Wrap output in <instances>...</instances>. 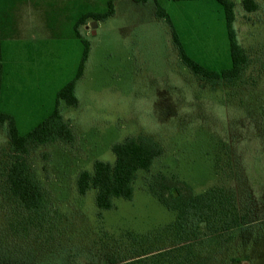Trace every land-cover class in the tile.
Returning a JSON list of instances; mask_svg holds the SVG:
<instances>
[{"label": "rangeland", "instance_id": "obj_1", "mask_svg": "<svg viewBox=\"0 0 264 264\" xmlns=\"http://www.w3.org/2000/svg\"><path fill=\"white\" fill-rule=\"evenodd\" d=\"M230 1L249 63L239 81L213 86L184 67L169 25L154 13L157 3L186 55L219 72L230 67V53L214 0H112L113 16L94 29L88 19L77 33L78 19L105 12L109 0H0V111L13 117L21 135L52 113L57 92L76 75L81 41L89 44L75 82L77 105L58 107L73 142L38 147L29 156L62 245L103 254L97 238L104 233L153 235L169 223L171 214L146 190L157 173L184 180L195 193L225 184L240 197L250 194L264 216V0H253V12L243 0ZM127 137L152 138L163 156L138 174L132 200H116L98 219L93 192L78 196L76 177L95 160L112 162L111 145ZM4 141L0 128V151Z\"/></svg>", "mask_w": 264, "mask_h": 264}, {"label": "trees", "instance_id": "obj_2", "mask_svg": "<svg viewBox=\"0 0 264 264\" xmlns=\"http://www.w3.org/2000/svg\"><path fill=\"white\" fill-rule=\"evenodd\" d=\"M214 1L224 14L230 53V67L219 72L186 55L170 18L157 3L154 15L156 19L165 18L180 61L192 75L213 86L232 85L242 78L249 59L236 38L232 2ZM242 5L247 12L257 9L253 0H243ZM113 14L109 0L105 12L83 14L74 26L75 32L88 19L101 22ZM81 43L83 53L76 75L57 92L54 110L48 117L21 135L13 117L0 111V128L5 135V146L0 151V264H264V216L250 194L240 197L225 184L195 193L184 180L162 173L147 181L146 190L171 214V221L153 235L104 233L97 238L105 247L103 254L91 247L60 243L61 232L29 156L38 147L69 145L74 140L58 107L60 102L68 107L77 105L75 82L83 74L89 53V44ZM1 79L0 64V92ZM259 122L264 128L263 107ZM110 152L112 162L95 160L92 168L80 171L75 180L78 196L93 192L98 219L104 211L115 208L116 200H132L138 174L148 172L164 150L152 138L127 137L112 144ZM251 180L257 183V178Z\"/></svg>", "mask_w": 264, "mask_h": 264}, {"label": "water", "instance_id": "obj_3", "mask_svg": "<svg viewBox=\"0 0 264 264\" xmlns=\"http://www.w3.org/2000/svg\"><path fill=\"white\" fill-rule=\"evenodd\" d=\"M90 26H91L92 29H94V28L97 26L96 21H92V22L90 23Z\"/></svg>", "mask_w": 264, "mask_h": 264}]
</instances>
